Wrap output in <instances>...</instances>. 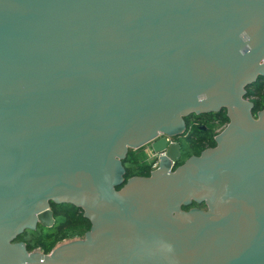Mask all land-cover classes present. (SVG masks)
<instances>
[{"label": "water", "instance_id": "water-1", "mask_svg": "<svg viewBox=\"0 0 264 264\" xmlns=\"http://www.w3.org/2000/svg\"><path fill=\"white\" fill-rule=\"evenodd\" d=\"M260 76L264 0H0V264H264ZM223 109L215 148L117 189L130 149L180 161L166 136ZM51 202L92 229L30 253Z\"/></svg>", "mask_w": 264, "mask_h": 264}, {"label": "trees", "instance_id": "trees-1", "mask_svg": "<svg viewBox=\"0 0 264 264\" xmlns=\"http://www.w3.org/2000/svg\"><path fill=\"white\" fill-rule=\"evenodd\" d=\"M246 91V98L254 103L253 114L257 118L258 114L264 111V76H260L256 83L247 87ZM227 114V110L223 109L219 113L200 115L206 118L203 123L210 126L206 132L195 131L196 135L203 139L191 142L187 159L194 155L200 156L206 149L217 146V128L226 127L230 124ZM137 156L138 152L130 149L126 159L122 161V167L125 171L123 176L124 183L117 189H121L133 177H149L151 175V166ZM50 205L56 219L55 226L45 228L38 225L36 230H27L15 240L16 243H24L30 253L40 251L43 254H50L64 242L84 239L86 234L92 229L91 221L85 217V213L81 208L71 204L57 205L54 202H51ZM183 209L185 211L207 210L208 207L206 203L198 204L193 202L189 206H184Z\"/></svg>", "mask_w": 264, "mask_h": 264}, {"label": "flooded vegetation", "instance_id": "flooded-vegetation-1", "mask_svg": "<svg viewBox=\"0 0 264 264\" xmlns=\"http://www.w3.org/2000/svg\"><path fill=\"white\" fill-rule=\"evenodd\" d=\"M205 120H206V118L201 117L200 115H196V114H192V115L188 116V119L185 118L183 125L176 131L174 136H171V138H167L168 135L166 136L167 141H169L168 145L178 143L183 147V144H185L187 142L190 146L191 142H194V141L196 142L197 140L203 139V138H199L196 135L195 131L198 130V131L206 132L208 130V128H209L208 124L203 123V121H205ZM162 137H164V135H160L158 137V139H161ZM181 139H182V142L179 141ZM141 151L143 153L149 155V158L147 159V161H145V163L151 166V173L154 172L155 170H157L162 163L165 164L166 167H168L171 171H175L179 166H181L180 165L181 163L179 161L174 160V162H170L169 158L167 156H166V160H164V158L162 159V156L159 155L160 153H155L153 151V149L151 147V143H149ZM152 156L154 157V159H152V162H151L150 157H152ZM182 156H183V151H182ZM182 156H181V158H182ZM194 156H196V155H194ZM194 156H192V157H194ZM156 164H157V167H155Z\"/></svg>", "mask_w": 264, "mask_h": 264}, {"label": "rangeland", "instance_id": "rangeland-1", "mask_svg": "<svg viewBox=\"0 0 264 264\" xmlns=\"http://www.w3.org/2000/svg\"><path fill=\"white\" fill-rule=\"evenodd\" d=\"M208 126H210V125H208ZM228 128V126H224V127H218L217 128V136L216 137H218L220 134H222L226 129ZM179 141H181L182 142V139L181 140H179ZM184 141V140H183ZM186 142V141H185ZM148 144H145L144 146H142V147H140V148H138L136 151H138L139 153H138V158L140 159V160H144V161H147V159L149 158V155L148 154H145V153H143L141 150H143V148H145L146 146H147ZM182 151H183V156H182V158H181V160L179 161L180 163H183V162H186L187 161V158H188V156H189V144L186 142L185 144H183V147H182ZM203 211H206V210H203ZM72 242V241H71ZM70 242L68 241V242H64V243H62V244H60L57 248H60V247H62V246H64V245H67V244H69ZM38 252V251H37ZM40 252V251H39ZM41 253V252H40Z\"/></svg>", "mask_w": 264, "mask_h": 264}, {"label": "built area", "instance_id": "built-area-1", "mask_svg": "<svg viewBox=\"0 0 264 264\" xmlns=\"http://www.w3.org/2000/svg\"><path fill=\"white\" fill-rule=\"evenodd\" d=\"M167 138H171V136H167ZM168 142H169V141H168ZM159 155L162 156V159H163V157H166V155H167V151H164V152L160 153ZM152 159H154L153 156L150 157L151 162H152ZM169 161H170V162H174V160H172V159H169ZM155 167H157V164H156Z\"/></svg>", "mask_w": 264, "mask_h": 264}]
</instances>
